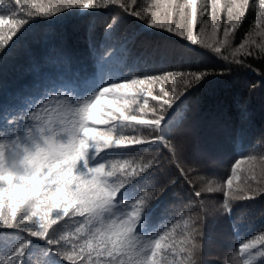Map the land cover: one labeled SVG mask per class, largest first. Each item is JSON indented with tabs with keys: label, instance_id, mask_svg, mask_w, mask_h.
Here are the masks:
<instances>
[{
	"label": "snow or ice",
	"instance_id": "6c2138e0",
	"mask_svg": "<svg viewBox=\"0 0 264 264\" xmlns=\"http://www.w3.org/2000/svg\"><path fill=\"white\" fill-rule=\"evenodd\" d=\"M73 8L114 13L104 28L102 44L96 40L95 21L86 25L80 38L90 55L103 48L97 58L101 74L117 48L125 57L134 55L137 43L145 51L152 48V42L140 33L118 31L128 16L211 50L228 62L225 71H232L233 66L252 68L254 62L264 65V42L254 38L264 37V0H203L199 5L198 0H154L151 4L146 0H0V66L30 32L35 18ZM43 33L60 63L72 67V37L53 30ZM214 71L180 65L149 69L143 76L110 81L82 100L74 93L89 80L81 76L47 95L33 96L35 102L26 107L15 96L7 104L0 103V228L22 229L46 242L47 248L37 245L33 249L34 264H207L206 218L230 214L236 202L264 194V157L259 171L249 169L253 174L245 178L243 188L233 190V180L241 165L256 157L236 159L226 180L213 185L199 175L203 164L186 159L195 146L191 130L183 123H165L172 105ZM260 75L264 77V71ZM258 88L251 84L249 92ZM150 99L155 106L149 104ZM234 105L239 141L251 127L253 113L245 99L235 98ZM259 138L264 142V133ZM68 144L78 151L61 183L48 166L54 162L49 154ZM113 147H132L134 154L103 162L97 159ZM12 154L20 156L22 171L9 166ZM42 161L45 166L39 167ZM30 176L42 180L38 191L29 185ZM185 186L188 202L182 207L195 208V214L186 216L180 211L175 223L157 227L152 217L162 194L171 190L181 201ZM61 190L76 195L61 199ZM214 193H221L222 198L205 199ZM168 207L161 209V215ZM178 226L179 248L173 239ZM30 243V239L20 243L0 264H25ZM215 259L222 264H264V229L243 240L238 249L217 253Z\"/></svg>",
	"mask_w": 264,
	"mask_h": 264
},
{
	"label": "trees",
	"instance_id": "16d2710c",
	"mask_svg": "<svg viewBox=\"0 0 264 264\" xmlns=\"http://www.w3.org/2000/svg\"><path fill=\"white\" fill-rule=\"evenodd\" d=\"M34 2H46V0H34ZM146 2L151 4L154 0H146ZM202 2L203 0H198V5ZM113 14L107 9L73 8L51 17L35 18L30 32L24 40L17 42L7 63L0 66V103L7 104L15 96L19 103L26 107L28 102H35L33 96L38 98L40 95H47L68 80L81 76L89 80L86 87H79L74 93L77 99L82 100L92 97L110 81L131 78L133 74L143 76L149 69L170 68L177 65L215 69L213 74L207 76L172 105L165 123L169 126L183 123L191 130L195 146L186 154V159L190 163L203 164L204 167L199 175L211 181L213 185L226 180L230 175V166L236 159L256 157V160L242 164L237 177L233 180V190L243 188L245 178L253 174L249 169L259 171L260 158L264 157V142L259 138L264 133V77L260 75V72L264 71V65L254 62L252 68L233 66L232 71H225L230 65L211 50L178 38L165 30L151 27L136 17L128 16L122 21L118 31L126 29L130 35L140 33L141 37L152 42V48L145 51L137 43L133 47L134 55L131 57H125L122 55V49L117 48L113 58L104 65L101 74V65L97 62V58L103 48L90 55L80 38L84 35L86 25L95 21L96 40L98 44H102L104 28ZM199 21L198 15V23ZM221 22L224 23L223 18ZM244 27L247 28L248 25L245 24ZM47 30L72 37L73 44L70 48L75 58L72 67L62 65L60 58L50 49L49 43L44 40L43 32ZM196 34L199 35L198 31ZM254 38L258 42H264V37ZM251 84H258V90L250 93ZM158 90L159 86L154 89V95L158 94ZM235 98L247 100L253 113V123L239 141L235 137V131L239 127V115L234 105ZM107 100H111V97ZM106 102L102 101V104ZM149 104L155 106L151 99ZM131 154H134L132 147H113L105 150L97 159L103 162L107 158L126 157ZM181 192V201L176 200L171 190L162 194L152 217L157 227L161 224L170 226L171 223H175L180 211L186 216L195 214V208L182 207L183 203L188 202L187 187L181 189ZM221 196V193H214L211 197L205 196V199L219 200ZM192 203L195 204V200H192ZM166 205L169 207L161 215V209ZM262 229H264V194L255 199L236 202L230 214L207 217L204 224L207 264H222L215 259L217 253L225 249H238L243 240L251 239L253 235H260ZM179 231L178 226L173 234L178 248L181 247L182 239ZM27 239H30L31 243L26 249L25 264H34L33 249L37 245H44L47 248L46 242L30 237L22 229L0 228V259L10 255ZM62 264L67 262L62 261Z\"/></svg>",
	"mask_w": 264,
	"mask_h": 264
},
{
	"label": "clouds",
	"instance_id": "9594fccd",
	"mask_svg": "<svg viewBox=\"0 0 264 264\" xmlns=\"http://www.w3.org/2000/svg\"><path fill=\"white\" fill-rule=\"evenodd\" d=\"M77 148L71 144L68 145H62L60 149L54 151L53 153H50L49 156L54 159V162H51L48 164V166L52 169L53 172H56L58 175L59 181L62 183L64 179L68 175V165L71 163V161L75 158V155L77 153ZM47 157L45 158V161H47ZM45 161H42L39 163V167L45 166ZM8 164L12 168L18 169L22 171L21 168V162H20V156L19 155H9L8 156ZM10 179V177H9ZM28 183L30 186H35V188L39 189L40 184L42 183V180H37L36 176H30L27 178ZM76 193L74 191H68V190H61L59 192V196L61 199L70 200L75 197ZM56 194L53 195V199H55Z\"/></svg>",
	"mask_w": 264,
	"mask_h": 264
},
{
	"label": "rangeland",
	"instance_id": "374dc122",
	"mask_svg": "<svg viewBox=\"0 0 264 264\" xmlns=\"http://www.w3.org/2000/svg\"><path fill=\"white\" fill-rule=\"evenodd\" d=\"M222 2H223V0H222Z\"/></svg>",
	"mask_w": 264,
	"mask_h": 264
}]
</instances>
